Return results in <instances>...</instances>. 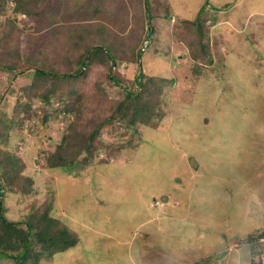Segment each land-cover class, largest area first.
Returning a JSON list of instances; mask_svg holds the SVG:
<instances>
[{
  "label": "rangeland",
  "instance_id": "obj_1",
  "mask_svg": "<svg viewBox=\"0 0 264 264\" xmlns=\"http://www.w3.org/2000/svg\"><path fill=\"white\" fill-rule=\"evenodd\" d=\"M160 2L158 12L169 8L172 14L156 18L157 38L154 42L152 37L141 67L166 80L160 94L164 114L156 127L137 123L136 134L130 133L133 149L114 152L128 133L109 126L103 134L108 147L96 159L76 164L73 171L50 169L45 152L54 150L76 113H49L44 123L25 121L9 131L5 148L21 156V173L34 179L35 191L2 197L5 215L20 219L26 203L38 198L79 237L65 253L38 264H191L199 258L204 264H264V243L256 246L247 239L264 229V0ZM202 4L213 63L220 58L212 69L192 56L190 48L197 56L201 51L196 29L183 33L182 20L193 19ZM13 5L6 0L0 35L1 25L10 21L7 28L17 30L20 46V56L13 57L25 67L23 73L41 66L40 61L53 64L56 52L40 53L41 41L50 29L64 30L76 22H98L87 32L95 44L110 37L109 27L123 46L140 55L143 50L147 23L139 20L136 0H108L109 20L98 15L76 20L85 2L56 0L42 7L51 18L41 20L39 31L29 30L31 19L12 11ZM58 9L64 17L58 15L54 23ZM133 54L124 53L125 61L116 68L126 77L135 71ZM95 67L86 69L87 81L103 87L99 104H94L97 114L108 115L122 96L112 84L100 83L104 74ZM30 77L18 83H29ZM32 101L41 116L43 102ZM0 102L6 108L13 97ZM147 241L153 247L147 249Z\"/></svg>",
  "mask_w": 264,
  "mask_h": 264
},
{
  "label": "trees",
  "instance_id": "obj_2",
  "mask_svg": "<svg viewBox=\"0 0 264 264\" xmlns=\"http://www.w3.org/2000/svg\"><path fill=\"white\" fill-rule=\"evenodd\" d=\"M55 1L12 0L14 3L12 11L27 15L32 21L29 30L39 31L41 20L51 18L49 11L42 7ZM64 1L68 4V0ZM83 1L86 9L81 10V13L84 16L79 11L75 16L76 20L80 18L87 20L94 15L97 18L99 16L104 20H109L108 0ZM121 1L123 3V0ZM136 2L139 16H142L139 20L147 23L143 30L145 34L141 55L139 50L137 52L132 48L131 51V48H126L127 45L123 46V43L118 42L116 32L109 27L107 36L110 37L95 44L93 38L87 37V32L91 26H98V22L95 21L90 25L89 21L76 22L65 26L64 30L53 26L54 28L46 32V40L41 41L43 46L39 48L40 53L44 52L47 55L49 52H56L53 64H43L40 61L41 66L33 71L24 70L27 72L23 73L25 67L20 68L18 58L13 57L14 55L20 56V46L18 39L15 38L18 32L16 30L15 33L7 28L10 22L8 20L1 25L3 27L1 28L2 36L0 35V81L4 82V90L0 98L9 100L13 97V102H9L6 108L0 105V264H38L41 259L50 260L65 253L79 240L75 231L62 222L58 216L52 215L47 201L40 203L38 198L30 200L24 208L27 210L26 213L20 219L14 220L5 215L2 197L5 198L11 193L35 191L34 179L21 173L24 165L21 156L5 148L8 145L10 129L15 125L21 127L25 121L44 123L49 113L55 115L76 113V120L66 125L54 150L47 154L45 152L44 156L46 165L50 169L60 168L73 171L76 164L82 161L90 162L96 159L100 150H106L108 144L104 142L103 134L108 132L109 126L115 132L124 130L128 133L126 140L119 141L118 145L113 148L114 152L123 147L131 150L133 149L131 148L133 143L131 134H136L137 123L156 127L163 116L165 102L161 101L160 94L163 93L166 80L164 82L160 75L148 72L141 66L143 57L146 56L145 52L152 43V37L154 42L157 38V31L154 27L156 18L168 17L172 13L169 8H166L165 13L158 12L157 8L161 5L160 0H136ZM126 6L128 5L124 3V9ZM205 10V4H202L193 19L182 20L183 33L193 34L188 31L196 29L198 46L201 51L200 56H197V51L194 52V49L190 48L191 51L193 50L192 56L202 62L206 61L212 69L220 64V58L213 63L209 43L211 36L208 26L204 25L207 14ZM5 12L6 0H0V15ZM56 12V16L52 17L53 20L55 19L54 23L59 20L58 15L64 17L59 9ZM102 28L105 27L102 26ZM129 32L131 33L132 29ZM257 43L256 38L252 36V45L257 46ZM260 51L264 50L260 49ZM133 52L135 71L130 74V77H126L116 68L120 65V61H125L122 58L124 53ZM54 56L48 55V57ZM139 57L141 62H138ZM128 59L132 60L131 57ZM94 64L97 66L95 69L100 74H104L100 83L106 81L112 84L117 87V95L122 96L121 98L118 96L114 104L110 106L108 115L102 113L101 116L98 113L100 117H98L96 112L98 110L94 103L99 104V96L103 95V87L89 84L86 75V69ZM28 76H31L29 83L23 85L18 83L21 78ZM14 88L15 91L17 90L16 93H13ZM33 99H40L43 102L41 116L37 114L35 108L32 109ZM259 236H264V229L259 230L256 235H248L247 239L253 240ZM1 259H5L6 262L2 263ZM204 262L194 261L191 264H204Z\"/></svg>",
  "mask_w": 264,
  "mask_h": 264
},
{
  "label": "crops",
  "instance_id": "obj_3",
  "mask_svg": "<svg viewBox=\"0 0 264 264\" xmlns=\"http://www.w3.org/2000/svg\"><path fill=\"white\" fill-rule=\"evenodd\" d=\"M217 10H218V9H217ZM145 234L147 235V233H145ZM134 239H135V238H134ZM134 239H133V242H131V244H130V245H131V248L135 246V245L133 244V243H134ZM130 241H131V240H127V244H129ZM150 244H151V242L149 243V241H147V245H148V246H147V249H149L150 247H153V246H151ZM197 260H198V259H196V261H197ZM199 260L201 261L202 258H199ZM194 261H195V260H194ZM192 262H193V261H192Z\"/></svg>",
  "mask_w": 264,
  "mask_h": 264
},
{
  "label": "built area",
  "instance_id": "obj_4",
  "mask_svg": "<svg viewBox=\"0 0 264 264\" xmlns=\"http://www.w3.org/2000/svg\"><path fill=\"white\" fill-rule=\"evenodd\" d=\"M264 236H259L256 239H254V243L256 244V246L263 244L264 243Z\"/></svg>",
  "mask_w": 264,
  "mask_h": 264
},
{
  "label": "bare ground",
  "instance_id": "obj_5",
  "mask_svg": "<svg viewBox=\"0 0 264 264\" xmlns=\"http://www.w3.org/2000/svg\"><path fill=\"white\" fill-rule=\"evenodd\" d=\"M195 146V145H194ZM196 148V147H195ZM196 155V154H195ZM201 160V159H200ZM205 163V162H204ZM206 165V164H205ZM264 179V178H263Z\"/></svg>",
  "mask_w": 264,
  "mask_h": 264
}]
</instances>
